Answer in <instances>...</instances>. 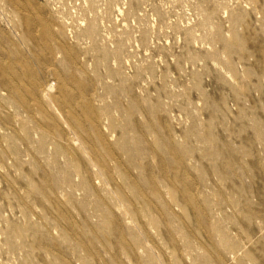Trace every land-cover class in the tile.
Returning <instances> with one entry per match:
<instances>
[{
  "label": "rangeland",
  "instance_id": "1",
  "mask_svg": "<svg viewBox=\"0 0 264 264\" xmlns=\"http://www.w3.org/2000/svg\"><path fill=\"white\" fill-rule=\"evenodd\" d=\"M0 264H264V0H0Z\"/></svg>",
  "mask_w": 264,
  "mask_h": 264
}]
</instances>
